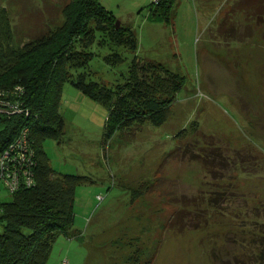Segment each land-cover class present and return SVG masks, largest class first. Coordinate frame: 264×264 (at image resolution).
<instances>
[{
    "label": "rangeland",
    "instance_id": "obj_1",
    "mask_svg": "<svg viewBox=\"0 0 264 264\" xmlns=\"http://www.w3.org/2000/svg\"><path fill=\"white\" fill-rule=\"evenodd\" d=\"M80 1L1 0L8 3L14 26L11 49L21 56L18 66L26 73L31 63L46 61L60 41L67 50L75 49V42L76 50L89 53L80 66L62 64L66 77L58 110L63 131L58 139L45 136L40 144L55 172L89 177L75 187L73 212L80 229L72 228L69 236L82 234L87 258L84 261V249L78 246L68 263L66 245L61 254L58 251L63 247L61 237L46 264H214L209 252L213 238L220 247L226 245L224 249L240 253L264 222V209L256 218L250 211L253 206L264 208V13L259 18L250 11H232L239 0H176L169 21L153 22L147 15L155 0H98L119 21L118 26L130 28L136 44L129 48L112 43L108 32L96 28L90 17L80 28L81 22L75 20ZM228 12L233 26L220 32L218 25ZM101 26L108 28L109 24ZM61 27L63 33H54ZM83 30L92 31L85 46L78 40ZM76 32L79 35L73 38ZM41 34L48 41L35 51L42 43L36 36ZM25 45L34 52L26 51ZM114 52L123 58L116 65L105 60ZM149 59L184 78L170 116L159 126L145 122L131 140L124 141L117 131L105 141L108 105L80 91L76 82L83 77L85 82L114 89L127 81L134 60ZM16 79L11 75L8 83ZM194 122L202 132L219 137L224 149L226 145L252 147L259 157L256 171L211 180L199 161L167 159L176 134ZM180 140L202 142L191 134ZM156 177L170 180L166 189L173 195L202 191L207 196L216 191L225 201L220 208L202 204L206 226L175 232L167 228L169 216L180 207L172 197L152 192L131 198L140 182ZM10 199L2 187L0 201Z\"/></svg>",
    "mask_w": 264,
    "mask_h": 264
},
{
    "label": "trees",
    "instance_id": "obj_2",
    "mask_svg": "<svg viewBox=\"0 0 264 264\" xmlns=\"http://www.w3.org/2000/svg\"><path fill=\"white\" fill-rule=\"evenodd\" d=\"M175 2L155 0L148 8L147 18L153 22L169 21ZM7 4H2L0 0V99L19 101L29 113L26 116L0 115V152L10 141L21 135L26 127L28 131L25 134L29 137L33 152L32 155H25L24 161L16 162V159L9 162L10 172L16 176L14 180H10L6 170L2 172L3 178L0 177V189L4 187L11 195L9 201H0V264H46L57 236L60 233L70 235L73 230L75 187L89 177L55 172L40 144L45 136L58 139L63 131L64 122L58 110L59 91L66 77V68L62 69V64L80 66L89 58V53L76 50L78 44L75 42V49L72 47L67 50L60 41L56 49L52 52L50 50L46 61L40 59L31 63L32 67L26 73L23 66H18L21 56L11 49L15 32ZM235 8L259 14V18H262L264 0H239L232 11ZM229 14H225L218 25L222 32L229 29V24L233 26ZM77 16L75 20L81 22L80 28L83 27V21L90 17L96 28L108 32L112 43L135 47L136 38L130 28L116 25L113 15L98 0H81ZM103 22L109 24V27L101 26ZM59 28L54 33L64 32L62 27ZM91 32L85 30L82 33L78 39L81 45H86ZM44 37V34L36 36V40L42 43L35 51L47 43L48 39ZM25 46L26 51L34 52L30 45ZM105 60L116 65L123 58L114 52L107 55ZM11 75L18 79L8 83ZM183 81V76L149 59L134 60L127 81L117 84L114 89L95 81L85 82L83 77L76 82V86L91 98L108 105L103 126L104 140L108 141L115 132L120 131L124 141H127L134 137L145 122L159 126L167 120ZM185 134L200 138L202 142H183L180 139ZM175 138L176 144L167 154V159L173 156L181 162L199 161L211 180L232 179L236 177L234 172L238 176L249 175L259 165L258 154L252 147L232 148L226 145L224 149L219 137L202 132L196 122L188 129L183 128ZM251 166L255 169H250ZM169 181L161 177H156L152 182L142 181L132 189L131 198L134 200L152 192L167 195L170 200L172 197L171 201L180 207L169 216L167 228L175 232L206 226L208 218L202 204L220 208L225 201L223 195L216 191L207 196L202 191H179L173 195L166 189ZM188 206L192 209H188ZM261 209L264 208L253 206L250 210L253 217H260ZM261 225L259 233L244 244L240 253L224 249L226 245L220 247L213 238L209 252L214 264H264V222ZM227 240L226 244L229 243Z\"/></svg>",
    "mask_w": 264,
    "mask_h": 264
},
{
    "label": "built area",
    "instance_id": "obj_3",
    "mask_svg": "<svg viewBox=\"0 0 264 264\" xmlns=\"http://www.w3.org/2000/svg\"><path fill=\"white\" fill-rule=\"evenodd\" d=\"M17 89V87H16ZM29 111L26 107L21 106L19 101L14 102L11 99H0V115L10 116L13 114L28 115ZM28 128H24L21 135L14 138L9 144L1 150L0 154V177L3 178V171L6 170V175L10 176V180L16 178L14 172H10L9 162L24 161L25 155H32L33 149L29 142V137L25 134ZM5 179V178H4Z\"/></svg>",
    "mask_w": 264,
    "mask_h": 264
},
{
    "label": "crops",
    "instance_id": "obj_4",
    "mask_svg": "<svg viewBox=\"0 0 264 264\" xmlns=\"http://www.w3.org/2000/svg\"><path fill=\"white\" fill-rule=\"evenodd\" d=\"M241 177H240V179H242ZM95 200H96V198L94 197L93 198V201H95ZM83 225H85V223ZM74 227L77 228L78 230L80 229V227L78 226V224L75 226V217H74L73 228ZM69 236L70 235L67 236L66 234H62V233H60L57 236V239H59L61 237L63 239V242L61 243V244H63V247H60L58 251L61 254L64 251V245H66V251H65V256L64 257L67 258L66 261H68V263H69V262H71V260H72V258L74 256L73 249H74V252H75V248L79 246L81 248V250L84 249L83 252H84V261H85L86 258H87V249L85 247H87V245H86V243H83L84 241H82V242L80 241V239L82 238L81 237L82 234L79 235L76 238L69 237ZM57 239H56V241H57Z\"/></svg>",
    "mask_w": 264,
    "mask_h": 264
},
{
    "label": "water",
    "instance_id": "obj_5",
    "mask_svg": "<svg viewBox=\"0 0 264 264\" xmlns=\"http://www.w3.org/2000/svg\"><path fill=\"white\" fill-rule=\"evenodd\" d=\"M116 25H119V21L118 20H116Z\"/></svg>",
    "mask_w": 264,
    "mask_h": 264
}]
</instances>
